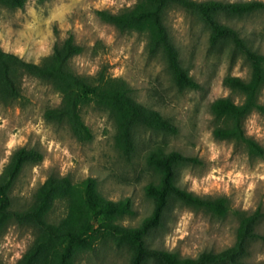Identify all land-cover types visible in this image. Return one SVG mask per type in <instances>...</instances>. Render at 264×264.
<instances>
[{
	"label": "rangeland",
	"instance_id": "1",
	"mask_svg": "<svg viewBox=\"0 0 264 264\" xmlns=\"http://www.w3.org/2000/svg\"><path fill=\"white\" fill-rule=\"evenodd\" d=\"M136 2L28 0L24 8L18 9L0 5V46L6 51L39 62L56 43L73 34L83 47V52L70 61L74 71L90 77L105 68L112 76L124 78L138 101L159 110L178 127L175 135L136 129V150L129 158L116 147L114 120L104 109L90 104L82 108V116L93 139L81 142L68 124L45 118L48 108L60 104V93L50 82L25 76L23 97L10 104L0 101V173L18 148H34L44 157L38 163L25 165L11 192L13 208L27 207L37 188L50 176H69L74 182L95 177L106 198L132 200L134 214L117 221L136 227L153 210L145 186L156 175L147 166L146 155L162 147L193 158L177 166L176 183L181 188L201 196H226L232 210L264 209V156L250 154L242 143L219 140L213 135L217 122L211 104L229 95L242 101V95L232 92L224 78L232 75L249 79L247 60L230 44L212 47L209 29L196 15L180 7L169 8L164 21L171 39L183 66L200 84L197 89L178 88L164 58L148 53L147 33L120 31L97 14L98 10L118 13ZM222 20L237 28L255 50L264 53V10ZM259 100L264 104V87ZM244 128L264 147L263 112L250 113ZM65 212V203L58 201L50 218L59 220ZM237 226L238 217L233 211L220 217L175 202L167 211L164 225L153 231L147 242L152 248L197 257L202 252H220L232 246ZM258 228L264 233V221ZM35 236L33 227L10 223L0 235V264L17 262ZM244 259L263 263L264 241L253 242ZM77 262L130 264V251L103 238L93 250L80 254Z\"/></svg>",
	"mask_w": 264,
	"mask_h": 264
},
{
	"label": "trees",
	"instance_id": "2",
	"mask_svg": "<svg viewBox=\"0 0 264 264\" xmlns=\"http://www.w3.org/2000/svg\"><path fill=\"white\" fill-rule=\"evenodd\" d=\"M27 1L0 0V5L18 9L24 8ZM172 7L196 15L209 29L212 47L230 44L247 60L251 69L249 79L232 75L224 78V84L232 92L242 95V101L237 102L229 95L219 97L211 104L217 122L213 135L219 140L242 143L250 154L263 157L264 147L247 134L244 122L253 111L264 113V104L259 100L264 87V53L255 50L240 31L223 22L222 17L263 11L264 2L137 0L132 8L118 13L97 11L103 21L120 31L147 33L148 53L164 58L175 85L180 89H197L200 84L183 66L164 21L166 11ZM82 52L83 47L73 34L56 43L53 51L39 62L26 60L0 46V101L10 104L21 99L25 76L50 82L60 93L61 101L46 110V119L68 124L79 141H90L93 132L83 119L82 108L94 104L114 120L116 147L129 158L136 150V129L144 128L163 135L178 133L177 125L170 118L134 97L132 87L124 78L112 76L105 68L90 77L74 71L70 61ZM43 157V153L34 148H18L0 173V235L10 223L36 230L33 242L14 264H78L77 257L93 250L103 238H110L116 246L127 248L130 264H255L244 257L253 242L264 241V233L258 228L264 221V209L258 207L253 212L232 210L226 196H201L181 188L176 183L177 166L193 158L162 147L147 153V166L156 175V179L145 186L153 210L138 226L127 227L117 220L134 214L132 200L129 197L117 201L106 198L95 177L74 182L69 176H50L37 188L27 207L14 209L11 192L16 181L26 164L38 163ZM58 201L65 203L66 212L59 220H52L51 213ZM175 202L220 217L233 211L238 217L234 244L220 252H202L197 257L152 248L147 237L164 225L167 211Z\"/></svg>",
	"mask_w": 264,
	"mask_h": 264
}]
</instances>
